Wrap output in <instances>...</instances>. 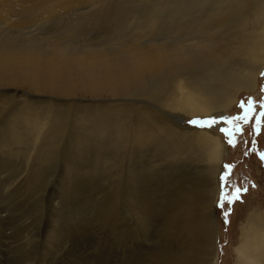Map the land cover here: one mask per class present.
<instances>
[{"label": "bare ground", "instance_id": "1", "mask_svg": "<svg viewBox=\"0 0 264 264\" xmlns=\"http://www.w3.org/2000/svg\"><path fill=\"white\" fill-rule=\"evenodd\" d=\"M58 1L0 0V25L11 21L23 26L26 35L33 34L30 13L53 3L75 12L83 0ZM145 6L151 11H146L138 25L116 31L107 28L106 43L98 34L89 49L82 46L86 43L82 40L75 58L69 56L72 52L66 53L71 45L61 37L66 45L62 42L60 48L68 49L57 48L61 41L57 47L52 43L54 52L45 56L30 38L20 44L10 35L2 37L0 81L47 94L84 92L74 102L80 110L76 109L73 123L82 131L79 142L86 143L88 131L89 141L96 144L97 164L107 167L111 196L117 194L111 186L126 175L137 182L152 167L174 172L164 190L152 194L155 209L139 199L134 188L110 199V229L131 219L139 220L141 238L159 230L167 253L154 264H217L216 203L226 145L220 133L192 126L184 119H204L228 111L242 93L258 89L264 69V0H154ZM40 11L37 14H43ZM111 21H115L112 15ZM24 102L34 101L25 98ZM44 109L21 117L23 124L35 127L36 140L67 127H62L66 118L52 122L60 116L49 118ZM51 127L55 129L50 131ZM136 197L138 201L133 203ZM164 199L159 216L152 215ZM253 203L247 202L244 208L248 215L244 217V211L240 215L235 264H264V210ZM111 241L117 243L112 234ZM112 246L116 248V244Z\"/></svg>", "mask_w": 264, "mask_h": 264}, {"label": "rangeland", "instance_id": "2", "mask_svg": "<svg viewBox=\"0 0 264 264\" xmlns=\"http://www.w3.org/2000/svg\"><path fill=\"white\" fill-rule=\"evenodd\" d=\"M150 1L154 0H83L79 2L82 7L77 5L75 12L73 9L66 12V8L60 9L57 3L49 4L46 8L36 10L39 12L42 9L40 12L43 14L38 15L31 10L30 14L33 16L29 26L32 32L34 30L33 34L26 35L23 26L17 27L9 21L0 25V41L2 37L10 35L17 38L20 44H24L30 38L31 44L45 56L51 51L54 52L53 44L60 48L63 39L67 45H71L68 46L70 52L68 47H63L66 45L64 42L61 48L63 51L68 49L66 53L72 52L69 56L75 58L82 40L87 43H82V46L87 47L96 41L95 38L99 34L105 44L106 39H109L104 32L107 28L116 31L119 27L126 29L138 25L142 17L151 11L150 7L145 6V3H151ZM28 2L35 4L39 1ZM54 5L57 6V11ZM47 7L50 11L54 8V15ZM111 15L115 18L114 22L111 21ZM58 93L30 91L8 86L0 81V264L160 263L167 253V243L162 240L161 232L158 230L148 238H141L139 220L131 219H128L127 223L121 222L117 228L110 229L108 204L110 199L129 194L130 188H134L137 190L135 195L148 201L151 209H155L151 205L152 194L156 190H164L167 178L174 172L152 167L143 176L138 177L137 182H131L126 175L119 183L111 186L117 189V194L111 196L107 189V167L101 163L97 164L96 144L93 139L89 141L88 131L84 134V137H87L86 143L79 142L82 131L80 132L81 128L73 123L76 111L80 110L74 102L77 103L84 92H73L72 95ZM32 94L36 97L30 98ZM25 98L34 102L25 103ZM45 100L60 103L50 105ZM249 104L252 111L248 121L245 123L243 120L234 119L243 115ZM41 107L45 108L44 112L49 113V118L60 116L59 120L52 122L66 118L62 127H67H60L63 134L53 139L52 137L61 131L58 129V132H54L55 128L51 127L50 131L54 130L55 133L52 137L50 133L47 137L48 130L45 129L43 133L47 139L39 136L40 139L36 140L35 127L22 123L23 114L32 113ZM262 113L264 69L259 75L258 89L252 93H242L230 110L204 119H184L192 126L198 125L189 123L190 120H216L217 123L211 127L202 128L220 133L226 145V159L223 163L224 170L219 174L220 190L216 203L219 247L217 264L236 262L237 247L240 245V215L243 211L244 217L248 215L249 212L244 210L247 202H254L259 209L264 210ZM236 125H239L240 131H236ZM11 127L16 130L10 131ZM227 129H231V134L225 131ZM230 140L233 142L229 143ZM158 159L163 160L159 157ZM225 175L226 180H222L221 177ZM237 188L241 189L239 198L229 202L228 198L232 197ZM138 198L132 202H137ZM164 205L165 199L158 212L151 214L159 216ZM119 206L122 207L123 204L120 203ZM110 234L115 237L118 245L115 241L110 242ZM111 244H116V248H111Z\"/></svg>", "mask_w": 264, "mask_h": 264}, {"label": "snow or ice", "instance_id": "3", "mask_svg": "<svg viewBox=\"0 0 264 264\" xmlns=\"http://www.w3.org/2000/svg\"><path fill=\"white\" fill-rule=\"evenodd\" d=\"M252 111V107H251V104L248 105V107L246 108L245 112L243 115L241 116H238V117H235L234 119L236 120H243L245 123L248 121L249 119V114L250 112ZM262 115H264V113H262ZM189 123L191 124H196L200 127H211L213 124L217 123L216 120H213V119H209V120H190ZM229 123H232V121H229ZM257 125H259V119H257ZM235 129L236 131H240V127L239 125H236L235 126ZM225 131H228L229 134H231V129H227ZM257 131H258V128H257ZM233 141L230 140L229 143H232ZM222 180H226V175L221 177ZM241 189L237 188L235 189V191L233 192V195L232 197L228 198L229 202H232V200H235V199H238L239 198V193H240ZM246 191V189H245Z\"/></svg>", "mask_w": 264, "mask_h": 264}]
</instances>
